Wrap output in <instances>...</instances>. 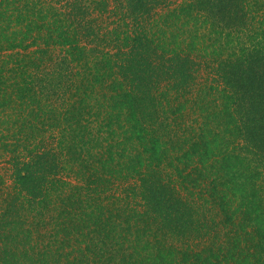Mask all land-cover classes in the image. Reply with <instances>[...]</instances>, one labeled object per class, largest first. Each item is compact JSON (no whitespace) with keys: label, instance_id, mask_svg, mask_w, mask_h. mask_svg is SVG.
Listing matches in <instances>:
<instances>
[{"label":"trees","instance_id":"16d2710c","mask_svg":"<svg viewBox=\"0 0 264 264\" xmlns=\"http://www.w3.org/2000/svg\"><path fill=\"white\" fill-rule=\"evenodd\" d=\"M259 61L264 0H0V264H264Z\"/></svg>","mask_w":264,"mask_h":264},{"label":"rangeland","instance_id":"374dc122","mask_svg":"<svg viewBox=\"0 0 264 264\" xmlns=\"http://www.w3.org/2000/svg\"><path fill=\"white\" fill-rule=\"evenodd\" d=\"M177 1V0H175ZM219 3V2H218ZM163 5V4H161ZM211 7H214V11L215 12H220V7L216 6V5H210ZM161 8H163L162 6H159ZM240 16L243 15V10L239 11ZM220 17V16H219ZM153 55V54H151ZM154 61L155 62H159V58L156 57V55H153ZM199 61V60H198ZM257 67H259L260 71L262 73H264V61L263 62H258L256 64ZM159 72H161L159 70ZM192 72L194 73V77H192V87L194 88V91L197 92V89H199L201 86L204 85L205 90L209 89L208 87L210 85L213 84H220V81L223 80L222 76H221V71H217V69L214 67V64L207 62L206 60L200 61L198 64H194V67L192 69ZM264 85V83H263ZM253 96V94L251 95ZM251 96H245L241 98V101L239 103V112L242 113V111H245V109H247L248 106L252 107V109L254 110V115L252 117V123L256 124V126L258 124L259 127L261 126V124L264 125V92H257L256 93V97L254 98V100L252 99ZM249 97H251V100H248ZM263 131H264V126H263ZM258 146H252L250 152L248 153L250 157L254 158L255 160H258L261 158V154L262 152L264 153V151L262 149H264V144H260L259 142H257ZM264 155V154H262ZM0 173L6 175L7 173H12V168L10 169L11 171H9L8 167H11L10 164L7 163V160H2L0 162ZM196 215H198L196 213ZM186 233L183 235L182 233H172L170 234V237H172V239H174L176 242H181L182 240H186V239H196L199 240V238H197V236L202 234V228L200 230H192V228L188 227L186 228ZM195 229V228H193Z\"/></svg>","mask_w":264,"mask_h":264}]
</instances>
